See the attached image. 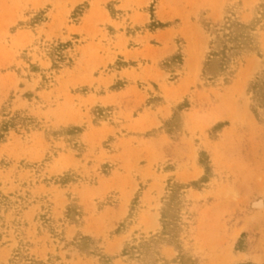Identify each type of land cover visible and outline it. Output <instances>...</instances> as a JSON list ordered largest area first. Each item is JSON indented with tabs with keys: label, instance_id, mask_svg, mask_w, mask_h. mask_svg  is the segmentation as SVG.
<instances>
[{
	"label": "rangeland",
	"instance_id": "374dc122",
	"mask_svg": "<svg viewBox=\"0 0 264 264\" xmlns=\"http://www.w3.org/2000/svg\"><path fill=\"white\" fill-rule=\"evenodd\" d=\"M0 197V264H264V0H0Z\"/></svg>",
	"mask_w": 264,
	"mask_h": 264
},
{
	"label": "trees",
	"instance_id": "16d2710c",
	"mask_svg": "<svg viewBox=\"0 0 264 264\" xmlns=\"http://www.w3.org/2000/svg\"><path fill=\"white\" fill-rule=\"evenodd\" d=\"M255 28L248 26L239 20L227 18V21L221 25L214 26L213 33L216 39L211 43V46L219 44L217 50L211 52L210 61L213 58H220L219 72L225 73L229 69L231 63L241 56H250L251 53L258 51V39L254 34ZM209 64L206 65V71ZM216 74L211 75L214 78ZM2 197H0V205ZM165 218V214L163 215ZM128 249H125L124 255H128ZM111 262V257L105 256Z\"/></svg>",
	"mask_w": 264,
	"mask_h": 264
}]
</instances>
